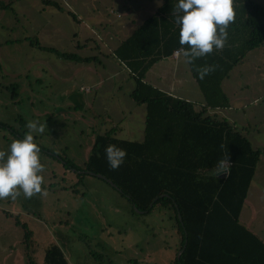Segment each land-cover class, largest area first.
<instances>
[{"label":"rangeland","instance_id":"374dc122","mask_svg":"<svg viewBox=\"0 0 264 264\" xmlns=\"http://www.w3.org/2000/svg\"><path fill=\"white\" fill-rule=\"evenodd\" d=\"M48 1L0 0L7 5L0 9V153L28 131V121L43 128L32 133L43 165V194L0 199V264H41L54 245L70 264H175L179 236L170 216L157 209L135 214L107 182L65 167L70 162L84 169L97 136L115 126L123 129L121 139H144L146 107L131 99L136 81L114 53L134 29L122 24L134 14L141 23L162 0ZM251 1L264 8V0ZM187 68L175 72L185 91L182 85L178 90L198 108L204 97ZM227 80L230 109L217 117L262 153L242 221L252 219L264 240V44Z\"/></svg>","mask_w":264,"mask_h":264},{"label":"trees","instance_id":"16d2710c","mask_svg":"<svg viewBox=\"0 0 264 264\" xmlns=\"http://www.w3.org/2000/svg\"><path fill=\"white\" fill-rule=\"evenodd\" d=\"M43 2L51 5L48 0ZM175 3L163 0L157 12L114 53L136 81L131 99L146 107L144 139H121L118 134L123 129L115 126L97 136L84 169L70 162L65 167L82 171L79 176L101 175L110 180L135 214L157 209L170 216L177 227L178 252L182 251L175 264H264V241L240 221L262 153L233 124L213 113L230 108L223 82L249 52L264 44V8L251 0H232L234 19L226 29L224 47L188 63L204 97V105L196 108L145 82L156 63L187 48L179 44ZM6 7L0 2V9ZM204 67L212 70L200 79L196 69ZM108 145L126 152L116 169L105 158ZM226 157L229 174L222 176L217 173V162ZM30 235L26 232L25 240L31 244ZM29 263L38 264L31 259ZM41 264L70 263L54 245Z\"/></svg>","mask_w":264,"mask_h":264},{"label":"clouds","instance_id":"9594fccd","mask_svg":"<svg viewBox=\"0 0 264 264\" xmlns=\"http://www.w3.org/2000/svg\"><path fill=\"white\" fill-rule=\"evenodd\" d=\"M176 23L179 25V44L187 45L184 56L188 63L209 54L215 48L224 47L227 39V27L234 19L232 0H176L174 7ZM211 67L197 68L200 79L211 71ZM27 132L21 138L14 139L7 153H0V199L15 198L20 192L25 198L42 193L43 165L39 159L40 149L34 143L33 132L43 131L36 121H28ZM110 168H118L124 161L126 152L108 145L104 149ZM228 158L218 161L223 169ZM226 173V169L223 171Z\"/></svg>","mask_w":264,"mask_h":264},{"label":"crops","instance_id":"0c3cea01","mask_svg":"<svg viewBox=\"0 0 264 264\" xmlns=\"http://www.w3.org/2000/svg\"><path fill=\"white\" fill-rule=\"evenodd\" d=\"M163 5V0H162V4H160L158 7H157V9L154 11V13L151 15V16H149V17H147L144 21H142L141 23H140V21H139V19H140V17H141V15H132L131 16V18H130V22H127V23H123L122 24V28L123 29H126V28H128V27H130V23H131V26L134 28L133 29V32L131 33V35L129 36V37H131L132 35H133V33L146 21V20H148L150 17H152L156 12H157V10L161 7ZM143 8H145L144 6H143ZM139 9H141L142 10V8H139ZM138 23H139V25H138ZM128 37V38H129ZM113 38V40H114V37H112ZM112 38H111V40H112ZM127 38V39H128ZM127 39H125V40H121V41H119L118 43H120L119 45H118V47L124 42V41H126ZM117 47V48H118ZM176 52H178V51H176ZM176 52L174 53V55L173 56H171V57H168V58H163L161 61H159L158 63H156L148 72H147V74H146V76H145V82H147L148 84H151L154 88H157V89H159L160 91H162V92H164V93H166V94H168L169 96H172V97H174V98H179V99H182V100H185V101H188V102H192L193 103V101H192V99H191V97H189V95H187V94H184V95H186L187 97H182L180 94V92H179V90H178V86H180L181 87V83H182V81L180 80V78H178L177 77V75L175 74V72L177 71V70H179L178 72H181L182 71V68H183V66H184V64L185 65H188V73H189V78L196 84V81H195V79L193 78V76H192V74H191V71H190V67H189V64H188V62H187V58L184 56V51L183 52H181V50H179V54L176 56L175 54H176ZM121 66L124 68V69H127L128 71H130L129 70V68L124 64V63H122L121 62ZM157 68H159V69H164V70H158ZM171 69H173V71H174V73H173V76L171 77L172 78V80L171 79H169L168 78V74H169V71H171ZM161 71V72H160ZM177 72V73H178ZM182 73V72H181ZM174 75H176V77H175V79H173L174 78ZM171 76V75H170ZM168 78V79H167ZM188 79V77L185 79V81ZM226 81H228L227 79L223 82V85H222V87H223V91H224V83L226 82ZM197 85V84H196ZM197 87H198V85H197ZM199 88V87H198ZM181 92L183 91H185L184 89H183V85H182V87H181V90H180ZM225 92V91H224ZM178 95L179 96H181V97H178ZM202 102L200 103V105H204V99L203 100H201ZM230 109V108H229ZM220 112L221 111H215V112H213L214 114H216L217 116H218V114H220ZM218 174H220L219 173V171L217 172ZM243 212H244V209H243V211H242V213H241V218H240V221H241V224L242 225H244L246 228H248L251 232H253L254 234H256L261 240H263L260 236H259V234L256 232V230H254L255 229V227H253V225H254V222L252 223V219H250V220H248L247 222H243L242 220H243ZM264 241V240H263Z\"/></svg>","mask_w":264,"mask_h":264},{"label":"built area","instance_id":"2783aa9c","mask_svg":"<svg viewBox=\"0 0 264 264\" xmlns=\"http://www.w3.org/2000/svg\"><path fill=\"white\" fill-rule=\"evenodd\" d=\"M181 52H183V50H181ZM178 54H179V51L176 52L175 55L177 56ZM229 167H230V164L227 163V162H225V164H224V168H223V169L220 168V170H219L220 174H221L222 176H227V175L229 174ZM224 169H226V173L223 172Z\"/></svg>","mask_w":264,"mask_h":264},{"label":"water","instance_id":"95a60500","mask_svg":"<svg viewBox=\"0 0 264 264\" xmlns=\"http://www.w3.org/2000/svg\"><path fill=\"white\" fill-rule=\"evenodd\" d=\"M221 175V174H220ZM98 178H100V179H104V180H106L111 186H113V187H115V188H117L110 180H107L106 178H104L103 176H101V175H96ZM139 213H143V212H140V211H138ZM181 254H182V251L181 252H179V254H178V258L181 256Z\"/></svg>","mask_w":264,"mask_h":264}]
</instances>
